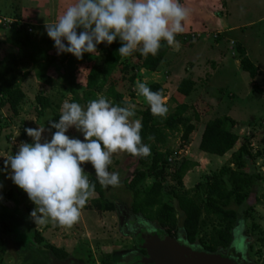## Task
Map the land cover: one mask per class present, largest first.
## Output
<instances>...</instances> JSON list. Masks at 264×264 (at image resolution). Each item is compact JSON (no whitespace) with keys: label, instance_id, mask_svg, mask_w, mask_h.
Wrapping results in <instances>:
<instances>
[{"label":"rangeland","instance_id":"1","mask_svg":"<svg viewBox=\"0 0 264 264\" xmlns=\"http://www.w3.org/2000/svg\"><path fill=\"white\" fill-rule=\"evenodd\" d=\"M179 2L188 10L187 18L182 21L184 32L176 36L181 45L179 51L170 47L158 70L148 72L138 67L139 60L134 52L140 51L136 50L131 56L123 57L121 65L125 66L124 70L119 65L104 76L123 94L126 105L135 106L136 115L130 118V122L139 118L137 110L147 104L135 90L136 81L147 85L159 83L165 89L168 112L182 102L190 106L186 112L188 116L193 117L197 112L198 121L193 120L195 130L188 142L181 141L179 134L169 142L173 153L162 180L163 198L168 203H173L172 196L178 190L173 172L182 158L197 162V166L183 177V186L189 189L197 183L210 184L223 165L235 168L230 164L231 155L241 144L247 145L252 154L258 152V156L256 154L252 159L243 157L244 170L259 174L261 179L257 190L251 191L244 202H232L231 208L236 210L237 218L230 227V244L208 252L197 241L193 245L187 244L181 234L175 240L181 246L185 244L190 249L185 250V254L201 264H224L220 259H225L227 264H264V0ZM74 3L76 0H0V17L8 20L0 24V52H15L4 43L5 39L22 38V33H17L13 26L14 22L29 24L32 28L28 32L39 36L46 32L45 24L56 23ZM80 30L77 29V33ZM237 42L258 68L255 78L240 68V57L234 46ZM103 44L97 45L96 53H84L83 58L77 60L76 79L82 89L91 65H103L100 51ZM17 58H21L20 55ZM17 70L21 74L20 88L25 95L17 112L14 114L0 99V264H141L147 257L142 251L148 245L147 240L159 232L155 224L131 212V194L124 188L123 181L135 163L124 152L114 153L108 166V171L119 173L121 180V186H111L110 191L115 198V212L97 214L83 208L78 222L71 228L52 221L46 225L34 223L30 213L35 205L9 178L10 167L3 170L4 161L6 156L16 154L21 143H32L25 128L49 127L47 120L53 119V112L50 109L41 113L37 111V95L49 98L58 114H61L62 104L70 102L71 95L59 79L53 87L38 81L36 69L24 59ZM55 71L58 75L63 73L60 68ZM183 78L194 82L187 97L176 92ZM223 115L233 119L234 125L230 129L237 134V143L223 156L200 151L198 144L205 123ZM54 132L55 129L45 131L42 138L50 140ZM66 135L81 141L84 139L74 126ZM226 177L223 175L224 179ZM9 190L15 193L13 198L6 197ZM248 206L250 210L244 213ZM226 225L214 219L213 223L204 225L197 238L209 232L212 226L223 228ZM36 234L41 237V242L35 239ZM47 243L65 251L66 255L58 257L45 248Z\"/></svg>","mask_w":264,"mask_h":264},{"label":"trees","instance_id":"2","mask_svg":"<svg viewBox=\"0 0 264 264\" xmlns=\"http://www.w3.org/2000/svg\"><path fill=\"white\" fill-rule=\"evenodd\" d=\"M13 24V23H12ZM11 24V25H12ZM13 26L17 33H22L21 39L4 40L8 47L15 52H0V99L2 104L15 114L18 105L25 95L20 88L21 74L17 67L22 59L30 63L35 69V76L38 81L46 86L53 87L58 79L70 93V103L77 102L86 108L91 100L100 97L103 93L106 99L113 104L125 106L127 104L121 92L117 91L114 84L109 83L104 76L105 73L114 70L121 65L123 57L118 53L121 41L117 38L111 45L106 42L101 46L103 54V65L92 64L86 75L85 84L82 89L76 79L77 58L71 53L57 54L54 41L48 37L47 32L39 36H33L28 29L29 24L16 21ZM31 31V30H30ZM67 44V41H64ZM235 50L238 53L239 66L248 72L251 78L259 73L258 68L247 57L245 48L236 43ZM26 48V51L24 50ZM170 47L162 41L161 48L156 56L149 54L147 57L140 52H134L139 60L138 67L148 72H156ZM20 55L21 58H17ZM59 57V58H58ZM21 59V60H20ZM59 60V61H58ZM121 65V70H124ZM56 68L62 69L58 75ZM25 75V74H24ZM134 78L131 77V81ZM194 82L189 78H183L176 87V92L187 97L192 91ZM152 91H161L163 96L165 89L157 82L147 85ZM104 89V92H102ZM259 91L257 88H255ZM37 111L41 113L45 109L53 112V120L59 119L60 114L56 112L55 105L42 94L35 97ZM190 106L186 103H177L166 118L154 117L148 104L137 110L138 119L142 121L141 138L142 143L149 145L151 155L148 157H136L129 153L125 155L135 163L131 172L125 177L123 184L131 196V212L142 216L147 222L155 224L168 236L177 238L179 234L184 237L188 244L196 241L208 252H215L219 248L227 247L232 239L230 227L237 218V212L231 208L232 202L241 203L246 200L251 191H256L260 182V175L244 170L245 161L243 157L254 158L258 152L252 154L247 145L241 144L235 154L231 155L230 164L235 168L223 165L219 173L213 176L210 184L197 183L192 188L186 189L183 186V177L188 171L197 166V162L188 158H182L175 167L173 175L178 190L172 196L173 203H168L163 198L162 180L167 168L170 166L169 158L173 153L169 142L173 136L179 134L184 143L189 140L190 134L195 130L194 121H198V114L194 112L190 117L186 112ZM234 125L233 119L223 115L207 121L203 127L198 149L204 153L223 156L229 152L238 141L237 134L230 129ZM90 181L95 184L93 195L89 198L84 209L95 211L97 214L115 212L116 204L114 197L110 194L111 186L103 187L97 180L95 170L91 163L82 165ZM223 175L227 176L226 179ZM150 180V182H148ZM13 190L6 193V197L13 198ZM95 194V196H94ZM21 196L20 193H18ZM29 212V207L26 206ZM250 210V206L244 209V213ZM214 219L227 225L223 228L212 226L211 230L203 233L197 238L206 223H213ZM37 242L41 237L35 235ZM264 239V238H263ZM52 253L58 257H64L66 252L53 246L50 243L44 244ZM143 251V250H142Z\"/></svg>","mask_w":264,"mask_h":264},{"label":"clouds","instance_id":"3","mask_svg":"<svg viewBox=\"0 0 264 264\" xmlns=\"http://www.w3.org/2000/svg\"><path fill=\"white\" fill-rule=\"evenodd\" d=\"M187 16L188 10L179 0H76L56 23L45 24V29L58 55L71 53L82 59L84 53H96L98 44L111 45L119 38L121 57L136 50L147 57L158 54L161 41L179 51L176 36L184 32L182 21ZM77 29H82L79 34ZM135 90L145 98L154 117L166 118L169 109L161 91L154 92L140 81ZM135 115L134 105H115L100 96L86 108L65 101L58 121L49 118L47 129L25 128L32 143H21L15 155L6 156L3 170L10 167L9 178L34 203L30 215L35 224L52 221L71 228L78 222L95 190L82 165L91 163L101 186L119 187V173L108 171L112 155H151L150 146L142 143V121L130 122ZM73 126L83 134V141L66 135ZM51 129H55L51 139L42 138Z\"/></svg>","mask_w":264,"mask_h":264},{"label":"water","instance_id":"4","mask_svg":"<svg viewBox=\"0 0 264 264\" xmlns=\"http://www.w3.org/2000/svg\"><path fill=\"white\" fill-rule=\"evenodd\" d=\"M156 229L159 233L151 240L150 237L147 240L148 245L143 250L147 253V257L143 258L144 261L141 260V264H201L185 254V250L190 251L185 244L181 243L182 246L179 245L174 238L168 236L162 229L157 226ZM191 255L195 254L191 253ZM220 260L227 264L225 259Z\"/></svg>","mask_w":264,"mask_h":264},{"label":"built area","instance_id":"5","mask_svg":"<svg viewBox=\"0 0 264 264\" xmlns=\"http://www.w3.org/2000/svg\"><path fill=\"white\" fill-rule=\"evenodd\" d=\"M4 21H8V20H4V19H2L1 17H0V24H3L4 23ZM81 31V30H80ZM79 34V33H78Z\"/></svg>","mask_w":264,"mask_h":264},{"label":"flooded vegetation","instance_id":"6","mask_svg":"<svg viewBox=\"0 0 264 264\" xmlns=\"http://www.w3.org/2000/svg\"><path fill=\"white\" fill-rule=\"evenodd\" d=\"M133 214V213H132ZM133 215H135V214H133ZM138 216V215H137ZM186 242V241H185ZM188 244V243H187ZM194 244V243H193ZM193 244H190V245H193Z\"/></svg>","mask_w":264,"mask_h":264},{"label":"crops","instance_id":"7","mask_svg":"<svg viewBox=\"0 0 264 264\" xmlns=\"http://www.w3.org/2000/svg\"><path fill=\"white\" fill-rule=\"evenodd\" d=\"M218 15V14H217ZM106 213H109V212H106Z\"/></svg>","mask_w":264,"mask_h":264}]
</instances>
